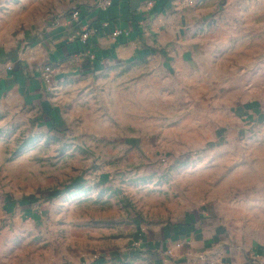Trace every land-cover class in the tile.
Listing matches in <instances>:
<instances>
[{"label":"rangeland","instance_id":"1","mask_svg":"<svg viewBox=\"0 0 264 264\" xmlns=\"http://www.w3.org/2000/svg\"><path fill=\"white\" fill-rule=\"evenodd\" d=\"M1 1L5 62L53 13ZM233 4L209 11L192 62L155 55L65 71L40 100L0 99V264H126L145 231L174 224L184 235L203 214L219 225L216 212L234 220L256 204L247 194H264V0Z\"/></svg>","mask_w":264,"mask_h":264},{"label":"crops","instance_id":"2","mask_svg":"<svg viewBox=\"0 0 264 264\" xmlns=\"http://www.w3.org/2000/svg\"><path fill=\"white\" fill-rule=\"evenodd\" d=\"M8 1L1 2L7 6ZM101 1L38 0V7L51 10L53 16L43 15L46 29L22 50V57L5 62L1 59L0 99L40 100L43 88L61 79L65 71L78 73L87 68L96 73L112 63L141 62L155 55L176 56L179 63L192 62L205 49L200 35L203 22L209 11L224 3L223 0H111L113 6L107 16L95 9ZM235 1L225 0L222 7H235ZM75 8L86 10L83 22L89 26L97 27L106 18L112 29L116 26L126 35L113 37L111 28L96 34L91 39L94 58L90 60L78 41V24L65 11ZM247 197L248 202L256 204L248 203L237 211L241 217L234 220L216 212L219 225H211L203 214L195 230L192 221L188 223L190 227L182 224L186 226H182L184 235L175 230L174 224H167L162 230L145 231L143 253H127L130 261L126 264H264V194ZM179 242L181 248L173 247ZM168 248L172 250L170 256L165 253ZM122 260L125 262V258Z\"/></svg>","mask_w":264,"mask_h":264},{"label":"built area","instance_id":"3","mask_svg":"<svg viewBox=\"0 0 264 264\" xmlns=\"http://www.w3.org/2000/svg\"><path fill=\"white\" fill-rule=\"evenodd\" d=\"M112 2L111 0H102L101 2H99L95 9L97 12H106L107 9L111 6ZM85 9L81 10V8H75L69 11V18L73 21H75L78 24L79 27V35H78V41L82 46H86V55L88 56V58L90 60H93L94 58V54L90 51L91 49V39L92 37H94L96 34H98V28L96 27H92L89 26L87 23L83 22V17L85 15ZM110 22H108L107 20H104L102 22H100V27L102 29H108L111 28L112 26H110ZM111 35L113 37H118V36H123L126 35L124 34L123 31H121L120 29H118L116 26L113 27V29L111 30ZM48 72H49V68L46 67L45 68V75H44V79L47 82L48 81ZM182 246V243H176L174 245L175 248H179ZM168 253L171 254V250H168ZM100 260H102L101 263H106L104 258H98L95 262H100Z\"/></svg>","mask_w":264,"mask_h":264},{"label":"trees","instance_id":"4","mask_svg":"<svg viewBox=\"0 0 264 264\" xmlns=\"http://www.w3.org/2000/svg\"><path fill=\"white\" fill-rule=\"evenodd\" d=\"M112 4H111V6L107 9V11H106V14H107V16H109L110 15V13H111V9H112ZM105 20H106V18H105ZM96 28H98V34H103L104 32H106L108 29H102L100 26H97ZM136 32H138V31H136ZM81 45V44H80ZM82 46V45H81ZM82 48H83V50H85L86 51V46L84 47V46H82ZM135 254H139V253H137V252H134ZM100 262H102V260H100ZM96 263V262H95Z\"/></svg>","mask_w":264,"mask_h":264}]
</instances>
